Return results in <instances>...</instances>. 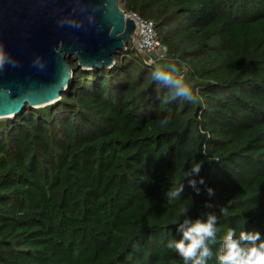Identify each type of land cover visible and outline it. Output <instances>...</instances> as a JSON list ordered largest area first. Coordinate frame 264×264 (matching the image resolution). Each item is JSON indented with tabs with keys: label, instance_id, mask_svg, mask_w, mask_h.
Returning <instances> with one entry per match:
<instances>
[{
	"label": "trees",
	"instance_id": "16d2710c",
	"mask_svg": "<svg viewBox=\"0 0 264 264\" xmlns=\"http://www.w3.org/2000/svg\"><path fill=\"white\" fill-rule=\"evenodd\" d=\"M118 6L153 22L163 57L126 45L110 68L68 58L58 101L0 120V264H183L165 247L183 208L203 219L223 206L218 236L264 233V0ZM167 62L201 103L151 80ZM197 160L214 195L164 198Z\"/></svg>",
	"mask_w": 264,
	"mask_h": 264
},
{
	"label": "water",
	"instance_id": "95a60500",
	"mask_svg": "<svg viewBox=\"0 0 264 264\" xmlns=\"http://www.w3.org/2000/svg\"><path fill=\"white\" fill-rule=\"evenodd\" d=\"M135 24L118 0H0V120L60 99L71 79L66 59L89 70L110 68Z\"/></svg>",
	"mask_w": 264,
	"mask_h": 264
},
{
	"label": "clouds",
	"instance_id": "9594fccd",
	"mask_svg": "<svg viewBox=\"0 0 264 264\" xmlns=\"http://www.w3.org/2000/svg\"><path fill=\"white\" fill-rule=\"evenodd\" d=\"M9 61L0 56V69ZM150 78L153 82L163 85L168 90V100L198 104L202 102L193 87L187 83L181 74L180 67L175 62L164 64L154 63ZM161 123H168L165 116ZM203 165L197 160L182 172L181 181L162 195L164 198H179L185 187L200 195L201 188L209 198L214 195V189L205 183L201 175ZM219 213V214H217ZM226 215V209L220 206L217 212H206L204 218L193 215L190 208L181 209L170 221L176 235L168 239L165 247L174 253L183 264H264V233L260 230H237L227 227L223 235H219L220 217ZM244 223H247L245 220ZM178 237V238H177ZM219 241L215 253L211 245Z\"/></svg>",
	"mask_w": 264,
	"mask_h": 264
},
{
	"label": "built area",
	"instance_id": "2783aa9c",
	"mask_svg": "<svg viewBox=\"0 0 264 264\" xmlns=\"http://www.w3.org/2000/svg\"><path fill=\"white\" fill-rule=\"evenodd\" d=\"M125 15L133 20L135 24L133 43L141 56L145 57L144 63H153L151 54L156 55L157 59H161L166 49L160 45L157 39L153 22L141 19L133 13H125Z\"/></svg>",
	"mask_w": 264,
	"mask_h": 264
}]
</instances>
